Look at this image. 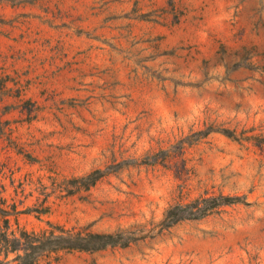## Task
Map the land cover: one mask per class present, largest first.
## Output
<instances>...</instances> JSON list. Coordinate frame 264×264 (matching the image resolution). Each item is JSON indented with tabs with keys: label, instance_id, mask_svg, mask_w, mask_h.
I'll list each match as a JSON object with an SVG mask.
<instances>
[{
	"label": "rangeland",
	"instance_id": "374dc122",
	"mask_svg": "<svg viewBox=\"0 0 264 264\" xmlns=\"http://www.w3.org/2000/svg\"><path fill=\"white\" fill-rule=\"evenodd\" d=\"M0 209L143 237L41 264H264V0H0Z\"/></svg>",
	"mask_w": 264,
	"mask_h": 264
},
{
	"label": "trees",
	"instance_id": "16d2710c",
	"mask_svg": "<svg viewBox=\"0 0 264 264\" xmlns=\"http://www.w3.org/2000/svg\"><path fill=\"white\" fill-rule=\"evenodd\" d=\"M236 202L237 198L218 195L201 197L185 205L177 204L167 209L161 225L168 228L180 221L200 219L213 209ZM11 214V211L0 209L4 228V231L0 228V257L6 260L9 254H15L12 259L14 264H41V259L61 251L94 252L107 247H126L143 238L124 232L71 234L63 230H59L58 235L54 233L39 235L21 231L18 236L13 234V237H9L6 233L9 229L7 217Z\"/></svg>",
	"mask_w": 264,
	"mask_h": 264
}]
</instances>
